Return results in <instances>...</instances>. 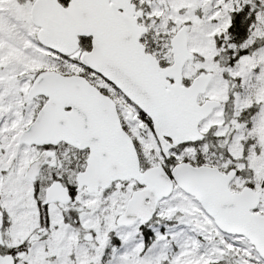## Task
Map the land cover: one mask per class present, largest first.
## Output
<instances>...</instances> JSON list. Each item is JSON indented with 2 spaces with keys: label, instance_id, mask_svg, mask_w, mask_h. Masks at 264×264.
Listing matches in <instances>:
<instances>
[{
  "label": "snow or ice",
  "instance_id": "1",
  "mask_svg": "<svg viewBox=\"0 0 264 264\" xmlns=\"http://www.w3.org/2000/svg\"><path fill=\"white\" fill-rule=\"evenodd\" d=\"M0 264H264V0H0Z\"/></svg>",
  "mask_w": 264,
  "mask_h": 264
}]
</instances>
